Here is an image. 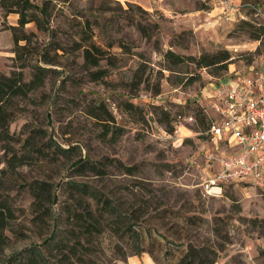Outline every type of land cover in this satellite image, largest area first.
<instances>
[{"label": "rangeland", "instance_id": "rangeland-1", "mask_svg": "<svg viewBox=\"0 0 264 264\" xmlns=\"http://www.w3.org/2000/svg\"><path fill=\"white\" fill-rule=\"evenodd\" d=\"M31 2H47L49 27L39 31L34 22L25 25L26 32L33 33L23 56L50 42V55L57 62L58 72L48 73L42 86L14 103L15 116L10 131L19 140L30 128L41 127L62 146H77L83 156L104 164L105 175L72 173L70 157L77 158L79 150L76 149L73 155L60 158L56 163L41 161L40 156L32 154L33 157L17 169L21 176L19 182L24 179L50 181L54 186L55 206L68 196L65 182L77 179L114 194L126 212L147 207L141 225L146 231L150 228L152 238H157L153 254L160 264L176 263L175 257L182 248L166 242L174 238L176 231L182 236L188 235L195 245L217 249L215 264H249L244 248L247 237L264 239V227L252 223L264 218L263 185L238 182L224 185L217 195L203 193L199 181L205 169L204 153L210 151L219 157L234 153L235 148L226 142L214 148L207 130L197 120L201 107L212 118L211 94L221 85L238 83L240 75L249 74L250 68L260 64L264 56V35L254 40L250 34L258 32L264 24V19L255 15L254 9L263 11L264 0ZM234 3L243 17L235 12L230 20L224 19L225 9ZM34 11L29 8L27 12ZM18 16L0 5V74L16 69L9 27L17 25ZM86 18L93 23L92 41L109 54L111 63L102 60L99 66L89 69L83 65L82 52L76 49L75 42L79 41L81 24ZM138 22L151 25L149 37L140 33ZM56 44L63 50L53 51ZM167 49L184 56L226 49L232 60L227 69L221 71L197 68L190 62L170 70V64L163 57ZM98 68L105 70V75L94 80L90 72ZM24 72L29 79L31 69L27 67ZM101 101L113 121L98 120L87 113L89 106ZM118 127L123 131L116 137ZM1 144L0 168L4 166L1 161L8 156L3 154ZM14 146L17 148L19 143ZM118 162L133 167L134 172L126 173ZM11 189L8 196L15 223L25 235L18 238L6 232L8 242L0 254V264L41 239L37 225L31 222V196L23 185L16 183ZM148 191L153 197L149 204L144 202ZM6 192L1 190L3 196ZM191 215L194 217L190 225L186 217ZM120 231L114 235L105 232L99 237L102 240L99 264H156L148 251L134 254L129 233ZM165 248H171L173 258L162 257Z\"/></svg>", "mask_w": 264, "mask_h": 264}, {"label": "trees", "instance_id": "trees-1", "mask_svg": "<svg viewBox=\"0 0 264 264\" xmlns=\"http://www.w3.org/2000/svg\"><path fill=\"white\" fill-rule=\"evenodd\" d=\"M45 4L47 2L34 4L31 0H0V5L8 12H16L19 15L17 25L9 27L14 44L16 69L9 74H0V142L3 154L8 155L1 161L4 166L0 168V254L7 246V231L18 238L25 235L24 230L18 228L15 223L16 216L9 201V190H12L13 184L23 185L25 191L31 196V222L37 225L39 237H41L40 242L31 243L15 252L3 264H14L15 262L21 264H99L97 260H100L102 255V251H100L102 240L99 237L105 232L114 235L121 232L120 230L129 233L134 254L148 251L156 264H160L159 259L153 254L157 238H152L153 233L150 228L146 231L141 225V219L148 211L147 207L126 212L117 203L114 194L104 192L96 184L77 179H69L65 182L68 196L61 204L55 206L54 186L50 181L46 179L26 181L24 179L23 182H19L21 176L17 169L27 163L33 157L32 154L40 156L41 161L56 163L60 158L73 155L76 149L79 150L77 158L72 160L70 157L69 167H71L72 173L75 175L91 173L97 177L105 175L104 164L101 165V162L83 156L77 146H62L41 127L30 128L28 134L19 140L10 131V123L15 116V110L12 108L14 103L27 98L32 91L42 86L48 73L58 72L57 62L54 56L50 55V42L45 43L42 47H35L32 52L25 53L23 56L31 43L30 35L33 33L26 32L25 25L34 22L39 31L47 30L49 27L47 23H49L50 14L47 13ZM29 8H33L35 11L28 13ZM92 24L91 20L85 19L79 31V41L75 42L76 49H80L82 52L83 65L86 69L99 66L102 60L111 63L109 54L92 41ZM154 25L155 23H153ZM137 27L143 36H150L151 25L138 22ZM262 33L263 25H260L259 31L250 35L252 39L257 40ZM52 49L55 52L59 49L63 50L60 44H56ZM33 53L35 57L32 56ZM55 56L58 54L56 53ZM163 57L170 64V68H168L170 70H172L171 67L190 62L197 68L209 67L221 71L226 70L232 60L231 53L226 49H220L213 53L203 52L198 56H184L167 49L164 51ZM27 67L31 69L29 79H26L24 72ZM104 75L105 70L101 68L90 72V76L94 80ZM155 91L158 92L159 88H156ZM86 111L98 120H114L102 101L89 106ZM199 112L197 122L207 130L212 119L207 116L203 107ZM47 119L49 121V116ZM122 131V128L118 127L114 135L117 137L122 134ZM17 142L19 146L16 148L14 145ZM118 163L124 167L126 173L134 172L133 167ZM7 173L8 177H3ZM262 189L264 191V187ZM1 190H6L5 194L7 195L3 196ZM149 193L151 191H148L146 198L143 194L140 195L141 199L144 198V202H148V204L149 199L153 198ZM92 204L95 207H92ZM193 217L192 215L186 217L190 225L193 223L191 220ZM252 223L258 227H264V218L255 219ZM159 235L165 238L162 234ZM147 236L148 242H146ZM173 237L172 240L166 242L182 248L179 256L175 257V264L216 263L219 253L214 247L195 245L188 235L182 236L179 231H176ZM162 257L164 259L173 258L171 248H165ZM255 259L259 264H264V249H258V254L254 256Z\"/></svg>", "mask_w": 264, "mask_h": 264}, {"label": "built area", "instance_id": "built-area-1", "mask_svg": "<svg viewBox=\"0 0 264 264\" xmlns=\"http://www.w3.org/2000/svg\"><path fill=\"white\" fill-rule=\"evenodd\" d=\"M254 9L264 19V10ZM235 12L243 17L238 7L230 5L224 19L230 20ZM211 96L208 140L213 145L226 142L235 152L219 157L204 153L205 169L199 181L202 192L217 195L224 185L244 181L264 187V56L250 74L240 75L236 84L224 83Z\"/></svg>", "mask_w": 264, "mask_h": 264}, {"label": "crops", "instance_id": "crops-1", "mask_svg": "<svg viewBox=\"0 0 264 264\" xmlns=\"http://www.w3.org/2000/svg\"><path fill=\"white\" fill-rule=\"evenodd\" d=\"M116 1H138V0H116ZM148 1L150 2V0H148ZM149 2H148V8H150V6H151V3H149ZM234 5H236V4L234 3ZM250 73H251V68H250L249 74ZM237 76H239V75H237ZM216 145H218V144H215L214 148L216 147ZM221 152H222V150H221ZM244 182H246V181H244ZM247 183H251V182L248 181ZM244 248L248 252L247 259L249 260V264H259L258 260H256V259L254 260V256H256L258 254L259 248L264 249V239L259 237V236H255L254 238L252 236L247 237L246 244H245Z\"/></svg>", "mask_w": 264, "mask_h": 264}]
</instances>
